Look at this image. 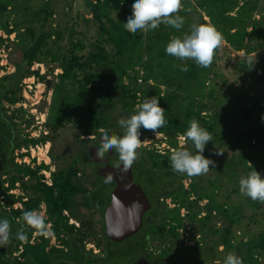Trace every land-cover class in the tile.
<instances>
[{
	"label": "trees",
	"instance_id": "16d2710c",
	"mask_svg": "<svg viewBox=\"0 0 264 264\" xmlns=\"http://www.w3.org/2000/svg\"><path fill=\"white\" fill-rule=\"evenodd\" d=\"M27 1L29 0H0V29L6 35L15 34V44L21 52V64L15 76L0 81V104L3 100L11 104L15 103V83L31 75L30 67L33 63L41 62L43 51L48 47L49 41L57 42L62 39V33L58 28L50 24L45 28L48 19L53 16L51 10L41 8L32 13L33 18L34 15L35 18L42 16L38 29L31 26L32 24L25 26L23 21L19 23L14 20L19 15L30 13V9L25 5ZM133 3L134 0H85V7L97 26L101 42L110 45L113 53L110 55L104 46L97 42L86 56H75L68 64L60 65L62 74L52 92L46 126L51 133H57L70 126L77 132L78 138L94 137V140H89L92 146L84 148L73 162L74 170L70 171V174L75 177L79 168L103 164L104 157L98 158L95 155L102 130L122 136L121 132L124 130L113 114L117 106L120 110L119 114L127 118L134 114L136 105L142 103L145 98L152 96L160 98L159 104L165 109L167 124L160 129L159 134L165 136L168 145L174 149L178 148L176 137L186 132L193 119L197 120L213 137V142L207 143L203 153L206 158L216 162L214 168L210 165L209 173L213 176L212 181L209 182L211 188L200 186L199 181L202 182L204 179L202 175L189 177L173 172L169 156H161L144 148L138 150H143L147 154V160L136 161L133 164V167L141 169L137 172L139 179L136 181L145 190L147 189L150 197H155L157 201L170 199L174 204L172 209L162 204L163 210L154 214L156 219L161 214L160 223L148 226V230L160 234L161 237L170 238L173 252L178 246L176 244L183 245L179 240L178 231L185 232L188 225L196 224L195 232L202 237L194 242V247L174 252L180 264H223L229 252L240 256L243 264H261L260 261L264 258V228L255 235L244 229L235 232L234 226L239 224L242 215L228 214L226 207L228 206L226 203L230 200L228 193L224 191L226 193L224 202H217L216 195L225 181L228 186L232 184V193L239 197L238 182L242 177L241 174L246 176L256 170L264 175V89L262 93L256 92L253 97L249 96L253 87L249 80L254 79L262 83L260 78L256 77V71L259 69L264 72V58L257 56V62L251 64V62L246 63L244 60L246 58L237 56L233 69L240 74L238 76L243 84L248 81V88L243 89L241 85L242 94L235 97L232 96L230 87L218 91L215 88L216 84L207 78V68H201L192 60L180 61L165 53V47L171 39L182 37V29L177 30L161 24L156 30L147 33L131 34L126 31L123 23H126L131 15ZM196 6L208 23L222 33L228 54L243 53L244 56H249L264 49V17L255 18V13L260 11L258 0H198ZM35 18L31 21L38 20ZM73 47L75 50H83L79 42ZM58 59L56 54L51 57L54 63ZM181 64L187 65L188 70L181 71L178 67ZM35 75L38 76L36 73ZM215 76L221 78L217 73ZM139 78L142 80L141 84L137 83ZM196 80L200 81L204 89L205 84L211 85L207 96L215 108V112L211 115L208 114L210 109L208 106L197 102V95H193L189 100L186 98V103L177 102L175 93L177 89L183 84ZM72 83L76 87L64 89ZM63 93L64 99L58 100ZM220 118H225L226 122H220ZM140 131L141 135L153 134L143 128ZM47 140L46 136L40 141L25 139L17 143L11 153L21 146H35ZM252 142L256 143V146L252 145ZM185 148L195 153L190 141L186 142ZM217 151L223 154L217 155ZM226 152L230 153L229 158ZM146 161L148 163H145ZM7 167L5 165L0 173V197H2L0 216L8 219L15 228L12 231L11 243L7 247H0L3 256L18 251L22 241L15 238V233L25 224L22 219L23 212L38 210L41 202L45 203L47 209L48 219L45 222L52 224V231L56 237L60 236L61 229H75L67 226L62 212L67 209L66 195L78 194L80 191L76 186H71L69 179L64 178L65 174L53 175V186L47 187L40 182L42 177L37 175L38 171L47 170V166L40 164L35 171H31L23 165L14 164L12 159L8 168L14 174L7 180L8 189L14 188L19 182L24 190H27L22 179L30 176L33 180L30 189L35 195L27 203L22 204L21 210H11L8 213L7 208H10L16 200L7 196L8 189L4 188L6 181L2 180V176L10 174L5 172ZM140 174L145 176V179H140ZM186 178L191 180L187 190L183 186ZM191 197L193 200L190 201ZM98 199L93 197L92 204L99 202ZM201 201L207 202L203 217L200 216L201 210L197 208V204ZM254 203L258 204V201ZM99 206L103 211L105 204L100 201ZM193 206L197 208L196 211L193 210ZM181 210H185V216H181ZM216 214L225 217L228 222L226 228L218 229L213 224L212 220ZM16 220L18 223H15ZM185 220H188L187 226L184 224ZM34 231L31 227L28 228V238ZM39 238L42 240L41 244L26 248L34 262H38V253H44L48 245V241L43 240L42 235L39 234ZM83 239L84 237L80 238L78 233L75 234L74 246L77 248ZM219 247L221 251H218ZM106 248L109 249L111 258L116 259L119 254H125L119 244L108 241ZM127 249V252L132 253L134 247ZM51 252L54 253L55 249L52 248ZM1 261L5 264L4 257ZM13 264L22 263L15 260ZM104 264L113 263L105 260Z\"/></svg>",
	"mask_w": 264,
	"mask_h": 264
},
{
	"label": "rangeland",
	"instance_id": "374dc122",
	"mask_svg": "<svg viewBox=\"0 0 264 264\" xmlns=\"http://www.w3.org/2000/svg\"><path fill=\"white\" fill-rule=\"evenodd\" d=\"M182 2L184 7L180 11L179 15L183 16L185 21L181 28L183 37L185 34L190 33L193 25L208 23V21L196 6L198 0H182ZM25 5H27L30 9L29 12L31 14L25 13L24 15H19V17L14 20L19 23L20 21H23V25L25 26H30V24H32L31 26L38 29L41 24L42 16L35 18L36 16L34 15V18L38 20L32 22L31 20L34 21L32 13L41 8L51 10L53 16L48 19L45 28L48 27L49 24L52 27L58 28V30L62 33V39L57 42L53 40L49 41L48 47L43 51L41 62L33 63L30 67L29 70L31 75L18 80L15 83V103L11 104L6 100H3L1 107L9 121L14 122L15 132L18 135L17 140L19 142H22L25 139L40 141L45 136L48 138L46 142L38 143V145L35 146H21L15 151L14 159L19 160L24 157L30 158V155H33L35 159L30 161V166H39V164L47 166V171L50 172L51 178L59 172L65 174L67 170L73 168V162L77 158L78 154L84 148L91 147L92 143L89 140H94V137L78 138L77 132L70 126L59 130L57 133H51L46 126V117L52 100V92L59 82V76L62 74L60 65L63 63L68 64L70 59L75 56H86L88 52L93 50V45L97 42L101 43L110 55L113 52L110 45L105 42H101L97 26L93 22L91 15L85 7V0H29L25 3ZM259 9L261 12L257 11L255 13L256 19L264 17V0H258V10ZM9 28H12L11 24ZM10 35H14L13 41L9 38L4 40L3 37L9 35H6V33L0 29V81L3 80V78H13L17 72L18 66L21 64V52L16 47L15 34L12 33ZM78 42L83 47L82 51L75 50L73 47V45ZM55 54L58 55L59 59L54 63L51 61V57ZM237 56L246 58L244 59L246 60V63H256L257 56L264 58V49L249 56H244L243 53L232 55L228 54V48L224 43L223 46L217 50L212 65L207 68V78L216 84V90L220 91L230 87L233 97L242 94L243 90L240 88L241 85L243 86V89L248 88V81L243 84L238 76L239 73L233 69L234 64L237 62ZM226 64H228V66H226ZM229 64H231V66H229ZM35 73L38 74V76H36ZM216 73L221 75V78L216 77ZM256 77L260 78L262 83L260 84L254 79L251 81L249 80L250 84L253 85L252 91L249 93L250 97H253L256 92L262 93L264 89V72L258 69L256 71ZM258 83L259 85H257ZM210 86V83H207L205 84L204 89L199 80L183 84L175 92L177 102L182 104L186 103V98L189 100L193 97V95H197V102L208 106L210 108L208 109V114L211 115L215 112V108L211 105L209 99H207L208 88ZM74 87H76V85L72 83L68 84L64 89ZM64 97L65 95L63 93L60 97H58V100H62ZM119 111L118 106L113 111L117 122L121 118H125L119 114ZM220 122L224 123L226 122V119L220 118ZM121 134L123 135V131ZM141 140L143 145L150 147L153 146V142L159 146L161 142H164L161 137L154 135H141ZM251 144L256 146V143L254 142ZM184 145L186 147V142ZM141 149H143V147H141ZM24 151L26 153H23ZM46 151L47 154H45ZM20 152H22V156L20 155ZM16 153L21 157L16 158ZM226 155L227 158L230 157L229 152H226ZM146 156L147 154L143 152V150L138 151L137 161L143 162V160H147ZM37 159H39V161ZM145 163H148V161ZM90 168L87 170V175L81 176L80 180L76 181L78 184L80 182L85 183L86 180L84 179L87 176L90 177L89 180L91 182L93 181L91 178L92 169ZM47 174L48 173L45 174L44 178H46ZM262 175L263 174L261 173V176ZM241 176L244 175L241 174ZM202 177L204 179L202 182L199 181L200 186L202 188H211V186H209V182L212 181L213 178L211 173L208 172L206 175H202ZM46 181H48V179H46ZM190 182L191 180L189 178H186L183 181V186L186 190L189 188ZM224 191L230 195V200L226 203L228 204V206H226L228 214L230 216L233 214L239 216L242 215L239 224L234 226V231L241 232L242 229H244V231H248L250 234H258L264 228V203L258 201V204H255V201L242 196L241 194L239 197L234 196L232 193V184L228 186L225 181L223 182L222 189L217 191V202H224V195L226 194ZM13 194L19 196L21 192L18 189H15ZM191 200H193V197H191L190 201ZM206 204V201H201L197 204V208L202 212L200 215L201 217L205 214L204 208ZM164 205H166L168 209L174 208V204L170 199L164 200ZM197 208L193 206V210L196 211ZM70 209L74 213L72 217L76 219L73 221L75 223V227H77L79 222H82L85 219L92 220L93 229L91 230V239L89 240L90 245H87L86 248H89V246L93 248V246H95L99 241L97 237V230L101 225L99 217H93L92 212L88 215L87 211L82 210L80 208V200L76 197L70 203ZM41 212L43 211L40 210L38 212L40 216ZM180 214L181 216H185V210H181ZM212 222L218 229H224L228 226V222L225 217L219 214L214 216ZM159 223L160 222L155 225H158ZM184 224L187 226L189 224L188 220H185ZM195 231L196 224H192V226L188 225L185 232L178 231L179 240L182 241L184 247L190 248L197 240V237H202ZM193 234H195V236H193ZM208 242L211 243L210 240H208ZM218 251H221V247L218 248ZM260 262L261 264H264V258H262Z\"/></svg>",
	"mask_w": 264,
	"mask_h": 264
},
{
	"label": "clouds",
	"instance_id": "9594fccd",
	"mask_svg": "<svg viewBox=\"0 0 264 264\" xmlns=\"http://www.w3.org/2000/svg\"><path fill=\"white\" fill-rule=\"evenodd\" d=\"M182 0H134L131 5L132 13L123 23L124 28L131 34L137 32L147 33L156 30L161 24L177 30L184 25V17L179 15L183 9ZM224 44V37L216 27L210 23L193 25L190 33L183 37L171 39L165 47V53L180 61H194L201 68L212 65L216 52ZM181 71H187V65H178ZM156 96L147 97L142 103L136 105L134 114L118 121L124 130L123 135L109 134L102 130L101 143L95 155L103 158L106 153L115 151L118 154L119 165L122 171L127 172L138 159V150L142 147L141 131H151L155 136L159 134L167 121L165 109L159 104ZM190 141L195 153L183 147ZM213 142V137L199 122L193 119L189 128L181 137V146L173 149L170 156V166L173 172L189 177L206 175L210 165L215 167V161L206 158L203 153L208 142ZM217 155L222 152L217 151ZM111 173L105 176V181L110 182ZM239 192L242 196L253 201L264 203V177L254 170L239 179ZM23 222L42 236L48 235V226L42 216L35 210H25L22 215ZM13 233L10 221L0 219V247H7L12 240ZM15 238L24 241L27 235L23 229L15 233ZM223 264H243V259L229 252Z\"/></svg>",
	"mask_w": 264,
	"mask_h": 264
},
{
	"label": "flooded vegetation",
	"instance_id": "af4514ba",
	"mask_svg": "<svg viewBox=\"0 0 264 264\" xmlns=\"http://www.w3.org/2000/svg\"><path fill=\"white\" fill-rule=\"evenodd\" d=\"M1 104L0 124L2 125V130L0 132V147L4 153V163L2 169L0 170V173L3 171L5 165H7L8 167L10 166L12 159L14 163V153L17 149L14 150L13 153H11V150L17 143H20L17 140L18 135L15 132V124L14 122L9 121L5 112H3ZM103 165L104 164L91 168H79L78 173L75 177L70 174V171L74 170V168L67 170V172L65 173L64 178L67 177L71 183V186H76L80 191L78 194L66 195L67 209L63 210L62 212V216L66 219L67 226L74 227L75 229H61L60 236L56 237L52 231V224L50 222H47L46 224L48 226V235L42 236V239L48 241V245L45 248L44 253L37 252L39 254V260L38 262H34L32 256L27 253L26 248L30 246H37L42 243V240L39 238V233L36 231H34L28 238L27 231L29 226L24 224L22 225L21 229H23L26 233L27 239L22 241V244L18 247V251L13 252L11 255L5 254L3 256L0 252V263L2 264L1 259L4 257L5 264H13L15 260H18L22 264H104L105 260H110V262L113 264H180V260L174 252L176 250L184 251L187 247L176 244L178 246H176V250L172 252V242L170 238H168L167 236L161 237L160 234L148 230V226H155V224L160 222L161 214L160 216H158V219L154 218V214L157 212L159 213L163 210L162 204H164V199H159L157 201L155 197H150V193L147 191V189L145 190V188L136 181L139 179L137 172L141 170L137 167H131L132 181L134 185H137L141 189L143 195L145 196L147 204L149 205V207L146 209V211H144V214L142 215V225L136 233L129 237L122 238L120 242H115L109 238V236L106 234L104 214L110 204L111 194L115 190L116 184L113 181L106 182L97 175V170L99 168H103ZM23 166L27 167L31 171H35L37 167L35 165L26 166L24 164ZM8 167L5 169V172H10V174H5L4 176H2V180L6 181L5 184L7 186L5 188L7 189L9 188V183L7 180L11 177V175L14 174V172L9 169L10 167ZM89 168L92 169L91 178L93 179V181L91 182L89 180L90 177L87 176L84 179L86 180L85 183L80 182L78 184L76 181H79L81 176L87 175V170ZM41 172H44L45 174L48 173L46 178H44L45 175ZM37 175L39 177H42L40 178V182L42 184L46 185L47 187L53 186L52 177L50 178V172H48L47 170H40L38 171ZM140 177V179H145V176L143 175H141ZM46 179H48L47 182L49 183V185L45 183ZM22 183L25 187L28 188L27 190H24V188L21 186V183L18 184V182L16 183L18 185L17 187L15 184L14 188H10L7 190V196L13 197V199L16 200V202L13 203L10 208H7L8 213H10L11 210H21L23 208L22 204L27 203L35 195L30 189L33 185V180L32 178H30V176H25L22 179ZM15 189H18L21 192L17 199L14 198V194L12 193ZM75 197L79 198L80 208L82 210L87 211L88 215L92 212V216H98L101 222V225L97 230V237L99 241L95 246H93V248L90 246L89 248H86L87 245H90L88 241L91 239V230L93 229L92 220L85 219L82 222H79L77 227H75V223L73 222L76 219L72 217L74 213L70 209V203L74 200ZM93 197L99 198V202L102 201L105 204L103 211L99 206V202L94 203V205L92 204ZM15 205H19V207L14 209L13 207ZM144 208H146L145 205H143L142 209ZM40 210L43 211L41 212V216L44 218V220H47V209L44 202L40 203L39 208L38 210H36V212L38 213ZM0 218L4 219L1 216ZM15 223H18V220H16ZM11 228L13 231L15 226L11 224ZM77 233L80 238L84 237L81 244L77 245L78 249L74 246V236ZM197 240H200V236L197 237ZM108 241L121 245L122 249H124L125 251V254H119L118 256H116V259L111 258L109 255V249L106 248ZM97 244L99 246H97ZM194 245L195 243H193L190 248L194 247ZM128 247H134L132 253L126 251L128 250ZM52 248L55 249L54 253L51 252Z\"/></svg>",
	"mask_w": 264,
	"mask_h": 264
},
{
	"label": "water",
	"instance_id": "95a60500",
	"mask_svg": "<svg viewBox=\"0 0 264 264\" xmlns=\"http://www.w3.org/2000/svg\"><path fill=\"white\" fill-rule=\"evenodd\" d=\"M1 130L2 125L0 124V132ZM98 142L100 145L101 137ZM3 163L4 153L0 147V170ZM103 164V168L97 170V175L105 180V176L111 173V181L116 184L111 194L110 204L104 214L106 234L113 241L120 242L122 238L129 237L140 229L142 215L149 205L141 189L133 184L131 169L127 172L122 171L123 166L119 165L118 154L115 151L105 154ZM143 205L146 208L142 209Z\"/></svg>",
	"mask_w": 264,
	"mask_h": 264
},
{
	"label": "built area",
	"instance_id": "2783aa9c",
	"mask_svg": "<svg viewBox=\"0 0 264 264\" xmlns=\"http://www.w3.org/2000/svg\"><path fill=\"white\" fill-rule=\"evenodd\" d=\"M4 32V31H3ZM3 37V36H2ZM7 38H9L11 41H13L14 40V35L12 36V35H9V36H6V37H3V39L4 40H7ZM2 66V65H1ZM37 66H40V65H37ZM137 83L138 84H141L142 83V80H141V78H139L138 80H137ZM149 135H154V134H149ZM155 136V135H154ZM156 136H159V137H161V139H163V141L164 142H161L160 143V146L159 145H157L155 142H153V146L152 147H150V146H145V145H143V143H142V147L143 148H145V149H147V150H150V151H154L156 154H158V155H161V156H170V154H171V152H172V150L174 149L173 147H170L169 145H168V143H167V138L165 137V136H163L162 134H158V135H156ZM181 137L182 136H177L176 137V144H177V147H180L181 146ZM183 147H185V145L183 144ZM23 153H26L25 151L23 152ZM45 154H47V151H46V153ZM20 155H22V152H20ZM15 156H16V158L17 157H21V156H19L17 153L15 154ZM35 159V157L33 156V155H30V158H26V157H24V158H22V159H15L14 160V164H17V165H26V166H30L29 164H30V161H32V160H34ZM38 161H39V159H37ZM40 165V164H39ZM42 174H44L45 175V173L44 172H41ZM47 185H49V183L46 181L45 182ZM7 185L6 184H4V188L6 187ZM16 187H17V184H16ZM13 193V192H12ZM14 198L15 199H17L18 198V196L17 195H15L14 194ZM0 202L2 201V197H0ZM17 207H19V205L18 206H14L13 208L14 209H16Z\"/></svg>",
	"mask_w": 264,
	"mask_h": 264
}]
</instances>
